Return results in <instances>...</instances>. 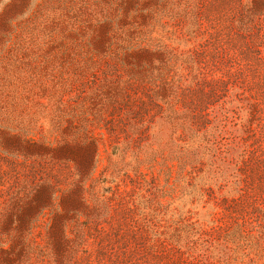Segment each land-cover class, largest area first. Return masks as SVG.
<instances>
[{
	"label": "rangeland",
	"instance_id": "rangeland-1",
	"mask_svg": "<svg viewBox=\"0 0 264 264\" xmlns=\"http://www.w3.org/2000/svg\"><path fill=\"white\" fill-rule=\"evenodd\" d=\"M0 264H264V0H0Z\"/></svg>",
	"mask_w": 264,
	"mask_h": 264
}]
</instances>
